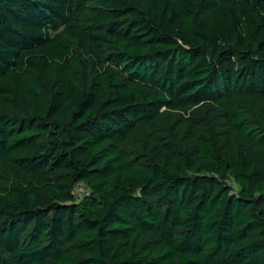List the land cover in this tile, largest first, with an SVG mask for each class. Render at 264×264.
<instances>
[{
    "label": "trees",
    "instance_id": "1",
    "mask_svg": "<svg viewBox=\"0 0 264 264\" xmlns=\"http://www.w3.org/2000/svg\"><path fill=\"white\" fill-rule=\"evenodd\" d=\"M0 264H264V0H0Z\"/></svg>",
    "mask_w": 264,
    "mask_h": 264
},
{
    "label": "rangeland",
    "instance_id": "2",
    "mask_svg": "<svg viewBox=\"0 0 264 264\" xmlns=\"http://www.w3.org/2000/svg\"><path fill=\"white\" fill-rule=\"evenodd\" d=\"M87 192V189L86 187L83 185V184H77L76 185V189H75V194L78 196V197H82V195L84 193Z\"/></svg>",
    "mask_w": 264,
    "mask_h": 264
}]
</instances>
